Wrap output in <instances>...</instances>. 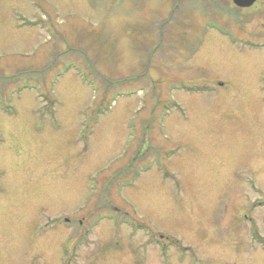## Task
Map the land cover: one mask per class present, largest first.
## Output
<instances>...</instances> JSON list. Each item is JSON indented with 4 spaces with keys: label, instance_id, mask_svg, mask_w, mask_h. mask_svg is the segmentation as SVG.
I'll list each match as a JSON object with an SVG mask.
<instances>
[{
    "label": "rangeland",
    "instance_id": "obj_1",
    "mask_svg": "<svg viewBox=\"0 0 264 264\" xmlns=\"http://www.w3.org/2000/svg\"><path fill=\"white\" fill-rule=\"evenodd\" d=\"M221 1L0 0V264H264V16Z\"/></svg>",
    "mask_w": 264,
    "mask_h": 264
},
{
    "label": "flooded vegetation",
    "instance_id": "obj_2",
    "mask_svg": "<svg viewBox=\"0 0 264 264\" xmlns=\"http://www.w3.org/2000/svg\"><path fill=\"white\" fill-rule=\"evenodd\" d=\"M227 1V0H226ZM228 1H230V0H228ZM231 2H232V4H229V3H223L222 1H221V4H220V8H221V10L223 11V12H225V11H227V12H232V13H234V14H236V15H238V14H241V13H249L250 12V14L249 15H258V16H264V0H256L255 2H254V4L252 5V6H249V7H240V6H237L235 3H234V1H232L231 0ZM244 11H247V12H244ZM237 36H238V38H239V41H236L235 42V45L237 46L236 48L237 49H245V48H249L247 45H245V46H243L242 44L239 46V42L240 41H242V37H243V34L242 35H240V30H238L237 31ZM236 38L237 37H235V39L234 40H236ZM258 46H262V47H264V43H262V42H259L258 40H255L254 41ZM249 45H252V46H257L256 44H251V43H248ZM241 47V48H240ZM257 47H253V48H251V49H256ZM143 148H145V145H143ZM131 150H132V148L129 150V153L131 152ZM139 150V153L140 154H142V150L139 148L138 149ZM145 150H147V149H145ZM145 150H143V151H145ZM156 153L157 152V149H156V151H153V153ZM131 155V154H130ZM132 156V155H131ZM132 161L131 162H134V160L136 159V157L134 156V157H132ZM135 162H136V160H135ZM103 207V206H102ZM64 220L65 221H67L68 223H70L71 221H70V219L68 218V217H65L64 218ZM90 220V219H89ZM84 221H85V219H78V220H76V219H74L73 221H72V226H74V227H76L75 228V231H77L78 232V234H75V239H76V241H77V243H79V245H78V250H81V247L83 246V245H85V246H87V242L88 243H90V246L91 247H93V243L95 244V242H96V239H94V238H90L89 240L88 239H86V237H88V236H92L90 233H87L86 234V232L87 231H89L88 229H85V233L83 234V235H85V236H82V235H80V233L83 231V229H82V226L84 225ZM59 222H60V219H59ZM61 224V223H60ZM91 225H93V223L91 224ZM94 239V240H93ZM155 241H156V239H155ZM133 252V251H132Z\"/></svg>",
    "mask_w": 264,
    "mask_h": 264
},
{
    "label": "water",
    "instance_id": "obj_3",
    "mask_svg": "<svg viewBox=\"0 0 264 264\" xmlns=\"http://www.w3.org/2000/svg\"><path fill=\"white\" fill-rule=\"evenodd\" d=\"M256 0H234V2L241 6V7H249L251 6Z\"/></svg>",
    "mask_w": 264,
    "mask_h": 264
},
{
    "label": "trees",
    "instance_id": "obj_4",
    "mask_svg": "<svg viewBox=\"0 0 264 264\" xmlns=\"http://www.w3.org/2000/svg\"><path fill=\"white\" fill-rule=\"evenodd\" d=\"M20 75V74H19ZM22 75V74H21Z\"/></svg>",
    "mask_w": 264,
    "mask_h": 264
}]
</instances>
